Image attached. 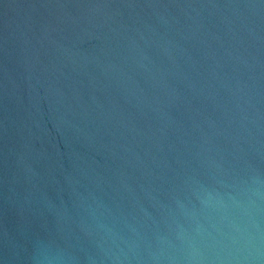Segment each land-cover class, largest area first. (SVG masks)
<instances>
[{"label":"water","instance_id":"water-1","mask_svg":"<svg viewBox=\"0 0 264 264\" xmlns=\"http://www.w3.org/2000/svg\"><path fill=\"white\" fill-rule=\"evenodd\" d=\"M0 264H264V0H0Z\"/></svg>","mask_w":264,"mask_h":264}]
</instances>
